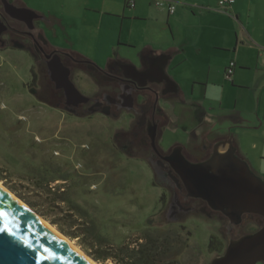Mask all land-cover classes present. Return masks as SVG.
I'll return each mask as SVG.
<instances>
[{"label":"rangeland","instance_id":"1","mask_svg":"<svg viewBox=\"0 0 264 264\" xmlns=\"http://www.w3.org/2000/svg\"><path fill=\"white\" fill-rule=\"evenodd\" d=\"M41 1L53 11L46 16L50 24L41 21L38 25L49 42L66 51L85 49L88 41L83 29L75 27L66 32L55 18L67 13L62 6L65 2L78 8L81 0H29L38 7ZM17 42L24 44L21 39ZM38 61L28 48L21 49L14 43L0 46V184L30 206L23 198L37 203L44 201L35 186L38 180L42 176L54 180L53 190L66 189L68 200L86 210L116 246L134 242L145 230H152L182 236L186 247L179 257L181 264H211L224 253L230 242L224 219L208 214L209 210L184 215L170 212L171 190L156 177L149 155L130 146L125 137L136 117L125 111L118 116L102 113L76 116L55 107L57 99L50 92L52 86L44 73L45 64ZM33 73L38 80L32 85ZM74 83L86 96L93 97L100 91L85 73H76ZM161 104L171 119L162 138L165 149L183 144L204 153L203 134L210 126L204 120L201 123L198 111L188 101L175 107L166 101ZM61 176L65 182L56 180ZM246 221L248 225L242 231L252 233L258 229L249 219ZM65 236L81 253L93 259L78 239ZM212 236L218 238L222 252L209 250Z\"/></svg>","mask_w":264,"mask_h":264},{"label":"crops","instance_id":"2","mask_svg":"<svg viewBox=\"0 0 264 264\" xmlns=\"http://www.w3.org/2000/svg\"><path fill=\"white\" fill-rule=\"evenodd\" d=\"M18 2L41 21L53 13L42 1ZM128 2L81 0L78 8L65 2L67 13L55 18L66 32L83 29L87 47L72 48L102 68L113 59L166 63L183 98L205 112L211 134L231 140L264 176V0H237L230 12L217 0H135V8Z\"/></svg>","mask_w":264,"mask_h":264},{"label":"flooded vegetation","instance_id":"3","mask_svg":"<svg viewBox=\"0 0 264 264\" xmlns=\"http://www.w3.org/2000/svg\"><path fill=\"white\" fill-rule=\"evenodd\" d=\"M7 1L17 8H24L18 0ZM17 22L20 25H17ZM39 22H41L40 18L35 19V27L30 29L27 23L9 16L5 11L4 0H0V31L2 32L0 33V46L14 43L15 46H19L21 49H30L37 61L39 58L42 59L38 63L45 64L44 73L52 86L50 92L57 99L55 107L63 108L76 116L97 113L107 116H118L119 113L124 111L134 115L136 117L135 123L125 133V137L130 146H136L141 152L149 155L148 160L156 177L171 190L173 199L170 205V212L184 215L198 210L204 212L209 210L208 214L218 215L227 222V234L230 241L251 234L242 231V227L248 225L247 219L253 222L252 224H256L258 229L261 227L262 219L258 215L245 214L240 224H232L230 218L212 210L207 202L188 195L178 172L177 151L181 149L180 153L189 162L200 163L208 160L212 156L214 146L226 139L215 137V135L211 134V128L208 127V130L203 134V143L206 149L204 153L198 152L197 147L190 150L183 144H176L165 149L162 138L164 133L168 131L167 129L170 128L171 119L167 111L162 108L161 103L166 101L175 107L180 103L186 104L187 101L174 84L167 83L164 80L165 78L161 72L163 62H155L152 66H146L144 63L139 62L137 66L130 60L113 59L104 68L94 62V65L88 64L85 66L77 58L61 54L59 52L60 49L46 38L44 30L38 26ZM20 26L24 29H21ZM4 37H8L7 40ZM20 39L24 41V44L17 42ZM58 58L63 67L70 71V80L73 83L76 73L90 75L96 82L100 91L93 97L87 96L90 98L88 103L69 104L64 89L51 81L49 64ZM32 79L38 80L36 74ZM189 105L195 111H198V118L201 123L204 120L205 124H207L205 112L200 111L190 103ZM118 134H121V132ZM207 150L209 151L207 152Z\"/></svg>","mask_w":264,"mask_h":264},{"label":"water","instance_id":"4","mask_svg":"<svg viewBox=\"0 0 264 264\" xmlns=\"http://www.w3.org/2000/svg\"><path fill=\"white\" fill-rule=\"evenodd\" d=\"M4 7L9 16L27 23L30 29L35 27L34 20L40 18L34 11L17 8L7 0H4ZM166 65L163 63L161 66L164 80L174 84L166 72ZM49 66L51 81L64 89L69 104L90 101L70 80V71L63 67L59 58ZM180 152L181 149L177 151L178 172L190 197L207 202L212 210L230 218L232 224H240L245 214L258 215L262 219L256 232L230 241L224 253L211 264H264V177L258 175L247 160L238 156L237 148L229 139L216 144L212 156L204 162L191 163ZM222 157H228L223 166ZM9 192L0 187V204L11 206L9 210L12 211L8 220L0 218V228L5 229L0 232V264L95 262L75 249L61 231ZM41 245L65 260L47 258L52 253H44Z\"/></svg>","mask_w":264,"mask_h":264},{"label":"trees","instance_id":"5","mask_svg":"<svg viewBox=\"0 0 264 264\" xmlns=\"http://www.w3.org/2000/svg\"><path fill=\"white\" fill-rule=\"evenodd\" d=\"M42 17L49 20L46 16ZM59 52L77 58L85 66L94 65L93 61L77 52L63 49H60ZM34 75L35 73H33V77ZM35 82V79H32V85ZM235 147L238 156L247 160L238 150L237 145ZM251 167L260 175L252 165ZM56 180L66 181L62 176ZM38 181L35 184L37 188H35L40 192L44 201L37 203L20 196L37 213L50 220L69 238L78 239L83 249L94 260L113 264H181L179 257L186 247V241L179 233L160 234L158 231L145 230L136 241L116 246L108 236L103 234L96 221L90 217L86 210L74 201L68 200L66 189L58 187L56 191L53 190L54 180H47L45 176H42ZM209 250L222 252L216 236H212Z\"/></svg>","mask_w":264,"mask_h":264},{"label":"built area","instance_id":"6","mask_svg":"<svg viewBox=\"0 0 264 264\" xmlns=\"http://www.w3.org/2000/svg\"><path fill=\"white\" fill-rule=\"evenodd\" d=\"M237 0H217L218 6L220 10L224 12H230L231 8L236 4ZM128 5L131 8H135V0H129ZM169 11L171 14H174L176 11V6L174 4H170ZM237 64L235 61L230 62L229 66L226 70V77L227 79L231 80L235 70H236Z\"/></svg>","mask_w":264,"mask_h":264},{"label":"snow or ice","instance_id":"7","mask_svg":"<svg viewBox=\"0 0 264 264\" xmlns=\"http://www.w3.org/2000/svg\"><path fill=\"white\" fill-rule=\"evenodd\" d=\"M227 160H228V157H222V165H221V166H223V164H224ZM10 207H11V206L5 207V206H3V204H0V218H3L4 220H8L9 217L12 216V211L9 210ZM3 231H5V229H4V228H0V232H3ZM41 246L43 247V252H44V253H49V252L52 253L51 256H50V257H47V258H50V259H60V260H65L64 257L57 255L55 252H53V251H52L51 249H49L48 247L43 246V245H41ZM61 246H62V245H61Z\"/></svg>","mask_w":264,"mask_h":264},{"label":"bare ground","instance_id":"8","mask_svg":"<svg viewBox=\"0 0 264 264\" xmlns=\"http://www.w3.org/2000/svg\"><path fill=\"white\" fill-rule=\"evenodd\" d=\"M0 187L1 188H3L5 191H7L8 192V190L2 185V184H0ZM10 193V192H9ZM12 195V194H11ZM19 201V200H18ZM60 234V233H59ZM61 237H63L62 235H61ZM64 238V237H63ZM66 239V238H65ZM67 240V239H66ZM69 242V241H68ZM75 249H77V250H79L72 242H69ZM79 252H80V250H79ZM83 253V252H82ZM84 254V253H83ZM90 260V259H89ZM90 262H93L92 260H90ZM93 264H96L95 262H93Z\"/></svg>","mask_w":264,"mask_h":264}]
</instances>
